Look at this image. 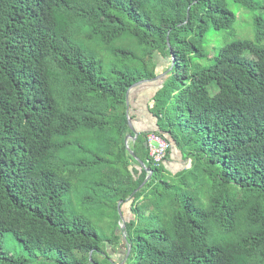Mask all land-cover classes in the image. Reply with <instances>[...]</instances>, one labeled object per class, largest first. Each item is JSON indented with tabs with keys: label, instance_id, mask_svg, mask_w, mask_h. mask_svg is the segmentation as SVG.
I'll return each mask as SVG.
<instances>
[{
	"label": "trees",
	"instance_id": "trees-1",
	"mask_svg": "<svg viewBox=\"0 0 264 264\" xmlns=\"http://www.w3.org/2000/svg\"><path fill=\"white\" fill-rule=\"evenodd\" d=\"M235 19L228 0H0V264H108L93 217L120 201L125 264H264V47L207 42ZM141 80L155 84V128L129 140L152 170L142 187L125 144ZM150 133L168 143L158 165ZM172 149L190 162L176 173Z\"/></svg>",
	"mask_w": 264,
	"mask_h": 264
},
{
	"label": "rangeland",
	"instance_id": "rangeland-1",
	"mask_svg": "<svg viewBox=\"0 0 264 264\" xmlns=\"http://www.w3.org/2000/svg\"><path fill=\"white\" fill-rule=\"evenodd\" d=\"M255 2L256 7L253 10H248L240 7L237 3H234L233 0H228V6L236 14L235 22L233 23L231 28L226 30H210L207 35L208 47H216L217 49L237 39L251 40L256 45L264 47V39L260 41L257 39L256 24V20L258 18H262V20L264 21V0H255ZM246 56H248L249 58L251 57V55L249 54H246ZM168 67L169 63L168 61H165L164 67H162L160 70V74L162 73L163 75V72ZM147 88L148 89H146L145 91L146 94L144 95V98L148 97L147 94L153 87L151 88L150 86H147ZM144 102L145 101H142L143 104H145ZM182 159L183 158L180 157L177 161H174L172 167L174 172H179L189 165L190 162L188 163L184 161V159L182 161ZM77 190V192L74 191L69 194V196L73 199V202H76L74 200L77 198V196H79V194L82 195L85 193L82 187H79ZM121 204L118 203L117 211L111 207H105L104 215L98 217L96 214V216L93 217V223L97 230L100 232V234L113 240L112 243L107 244V246L105 247V250L109 253L107 254V256H105L106 260L108 258V262L111 264H119V260H122L125 253V249L127 248V245L123 238L118 240L114 236L121 234L119 227L123 224V220L126 221L131 215L129 210V204ZM3 240L5 248L11 251L13 254L25 260L31 259V257H28L27 254L24 252L20 242L16 240L10 232L4 233ZM100 257L103 258L104 256L101 255ZM125 262L126 260H123L120 262V264H125Z\"/></svg>",
	"mask_w": 264,
	"mask_h": 264
},
{
	"label": "crops",
	"instance_id": "crops-1",
	"mask_svg": "<svg viewBox=\"0 0 264 264\" xmlns=\"http://www.w3.org/2000/svg\"><path fill=\"white\" fill-rule=\"evenodd\" d=\"M149 86L153 88L147 94L148 96L147 98H144V95L146 94L145 91L146 89H148L147 86H139L137 88H134L133 90H131L129 94V98H128V104L129 106L131 105L130 117L132 119L134 128L138 134L143 131L150 132L151 130L155 128V118L152 116V114H150L147 108V103L155 89V84H152ZM142 101H145L144 102L145 104H143ZM140 104H143V105H140ZM180 157L183 158L180 153L172 149L171 156L166 161L167 169L171 173H176L173 171L172 167H173L174 161H177L178 158Z\"/></svg>",
	"mask_w": 264,
	"mask_h": 264
},
{
	"label": "water",
	"instance_id": "water-1",
	"mask_svg": "<svg viewBox=\"0 0 264 264\" xmlns=\"http://www.w3.org/2000/svg\"><path fill=\"white\" fill-rule=\"evenodd\" d=\"M174 60H175V58H174V56H173V59H172V66H173V64H174ZM171 68H172V67H171ZM171 68H170L168 71H166L163 75H165L166 73H168V72L171 70ZM163 75L157 76V77L153 78L152 80H156V79L162 77ZM146 82H148V80H141V81H139V82H136L135 84H133V85L129 88V90H128V92H127V105H128V106H129V104H128V97H129L130 91H131L133 88H135V87H137V86H139V85H141V84H143V83H146ZM128 126H129L130 130H132V131L134 132V136H132V135H127V136H126V138H125L126 149L128 150L129 154H130L131 156H133V158L139 163L140 167L143 168V169H145V170L148 172V176L146 177V179H145V181L143 182V184L140 186V187H142V186H143V185H144V184H145V183L151 178V176H152V170L149 169V168H147V167L145 166V164H144V163H143L138 157H135L133 151L131 150V148H130V146H129V140H132V139H133V140H136V138H137V136H138V133L136 132V130H135V128H134V125H133L132 119H131V117H130V114H128ZM121 203H122V202L120 201L119 204H121ZM122 223H123V224L119 227V230H120L121 232H123V239H124V241H125V243H126V245H127V253H126V257H125V259H124V260H127L128 255H129V253H130L131 246H130V243L127 241V237H126V234H125V232H126V221L123 220Z\"/></svg>",
	"mask_w": 264,
	"mask_h": 264
},
{
	"label": "built area",
	"instance_id": "built-area-1",
	"mask_svg": "<svg viewBox=\"0 0 264 264\" xmlns=\"http://www.w3.org/2000/svg\"><path fill=\"white\" fill-rule=\"evenodd\" d=\"M147 144L154 163L158 165L163 162L167 155L168 143L155 133H150L147 137Z\"/></svg>",
	"mask_w": 264,
	"mask_h": 264
},
{
	"label": "flooded vegetation",
	"instance_id": "flooded-vegetation-1",
	"mask_svg": "<svg viewBox=\"0 0 264 264\" xmlns=\"http://www.w3.org/2000/svg\"><path fill=\"white\" fill-rule=\"evenodd\" d=\"M119 253H120V250H119Z\"/></svg>",
	"mask_w": 264,
	"mask_h": 264
}]
</instances>
